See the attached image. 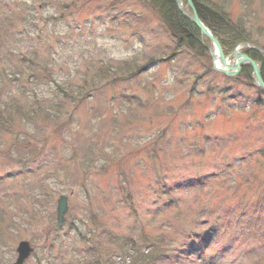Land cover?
I'll return each instance as SVG.
<instances>
[{
  "label": "rangeland",
  "instance_id": "374dc122",
  "mask_svg": "<svg viewBox=\"0 0 264 264\" xmlns=\"http://www.w3.org/2000/svg\"><path fill=\"white\" fill-rule=\"evenodd\" d=\"M153 1L0 0V264H264V89L234 63L264 0H205L250 39L234 75Z\"/></svg>",
  "mask_w": 264,
  "mask_h": 264
},
{
  "label": "trees",
  "instance_id": "16d2710c",
  "mask_svg": "<svg viewBox=\"0 0 264 264\" xmlns=\"http://www.w3.org/2000/svg\"><path fill=\"white\" fill-rule=\"evenodd\" d=\"M153 2L166 27L177 36L179 47L184 46L190 50L202 46L199 41L202 35L201 29L180 9L178 0ZM192 2L200 19L218 39L226 56L233 53L239 45L249 42L250 39L244 28L232 23L221 9H217L205 0H192ZM184 3L187 11L192 13L188 0H184ZM245 52L251 60L260 65L264 80V54L256 49H248ZM252 71L251 67H245L243 76L251 81Z\"/></svg>",
  "mask_w": 264,
  "mask_h": 264
},
{
  "label": "water",
  "instance_id": "95a60500",
  "mask_svg": "<svg viewBox=\"0 0 264 264\" xmlns=\"http://www.w3.org/2000/svg\"><path fill=\"white\" fill-rule=\"evenodd\" d=\"M179 2H181V0H179ZM189 4H190L191 8L193 9V14H194V16L191 17V20L201 29V32L203 35H207L208 37L213 39V41L218 46L219 53H221L222 47H221L218 39L214 36L212 31L202 22L192 0H189ZM185 15L187 17H189L186 13H185ZM246 45H248V44H246ZM259 50L263 51L262 49H259ZM237 54H238L237 55L238 57L243 58L249 64V66H251L253 68V70L255 71V78H256L258 85L264 89V80L262 78L260 68L256 64V62L251 60L247 55H244V54L240 55L239 52H237ZM226 60L228 61L229 59L227 58ZM226 60L223 59V62H225ZM237 65H238V69L240 70V66H239L240 63H238ZM216 69L219 71L221 70V72H224L228 75L236 74V71L231 73L227 70L220 69L217 66H216ZM68 201H69V199L66 196H62L58 201V205H59L58 206V227H61L63 225V223L65 221V216L69 211V202ZM32 252H33V248H32V245L30 242H27V241L21 242L19 245V248H18L19 257H18L17 262L15 264H25L26 260L30 258Z\"/></svg>",
  "mask_w": 264,
  "mask_h": 264
},
{
  "label": "bare ground",
  "instance_id": "6f19581e",
  "mask_svg": "<svg viewBox=\"0 0 264 264\" xmlns=\"http://www.w3.org/2000/svg\"><path fill=\"white\" fill-rule=\"evenodd\" d=\"M241 45H244V44H241ZM219 55H220L219 50L217 48H215L214 56H215V59H216V66L218 68H220V69L227 70V71L233 73L234 71H231L228 68V65L230 64L229 60L228 61L226 60L225 62H221L220 59H219ZM242 62H243V59L241 57H236L235 58V61H234L235 65H237L238 63H242Z\"/></svg>",
  "mask_w": 264,
  "mask_h": 264
}]
</instances>
